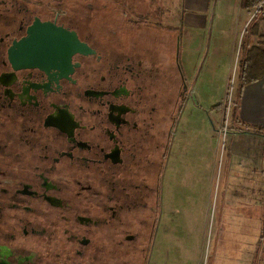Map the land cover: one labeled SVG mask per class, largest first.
I'll use <instances>...</instances> for the list:
<instances>
[{"label": "flooded vegetation", "instance_id": "obj_1", "mask_svg": "<svg viewBox=\"0 0 264 264\" xmlns=\"http://www.w3.org/2000/svg\"><path fill=\"white\" fill-rule=\"evenodd\" d=\"M81 1L0 0V264H150L165 224L166 171L195 98L183 27L172 42L149 10L117 21ZM36 20L89 50L69 53L63 35L26 63L11 48Z\"/></svg>", "mask_w": 264, "mask_h": 264}, {"label": "crops", "instance_id": "obj_2", "mask_svg": "<svg viewBox=\"0 0 264 264\" xmlns=\"http://www.w3.org/2000/svg\"><path fill=\"white\" fill-rule=\"evenodd\" d=\"M200 1L184 5L182 26L190 30L180 35L182 57L187 54L193 64L194 54L200 60L197 66L214 72L224 62L223 73L224 69L230 70L235 54L239 53L252 16L237 0L240 15L236 14L234 19V13L226 20L219 19V6L215 5L211 21L208 14L198 12L205 6L199 5ZM192 29L201 32L194 35ZM207 32L211 35L207 36ZM212 97L209 94L207 106L217 102L218 99ZM198 104L196 117L182 119L181 133L176 137L166 171V198H209L211 202L216 195L220 170L221 180L224 177L222 198H227L232 222L229 250L241 251L240 264H264V77L245 85L242 90L237 118L229 117L222 162L219 123L223 111L210 110L208 114L202 101ZM236 235L240 240L233 238ZM154 259L155 250L150 264Z\"/></svg>", "mask_w": 264, "mask_h": 264}, {"label": "rangeland", "instance_id": "obj_3", "mask_svg": "<svg viewBox=\"0 0 264 264\" xmlns=\"http://www.w3.org/2000/svg\"><path fill=\"white\" fill-rule=\"evenodd\" d=\"M73 1L75 2V9H77L78 5H82L81 0ZM91 2L93 3L94 0H91ZM103 2L106 4L101 5L103 6L102 11H104L105 17L113 18L117 21H125L127 18L135 19L134 14L136 12L145 13L149 10L148 22L154 27L161 26V29L165 28V31L163 32L162 30L160 34L165 37L169 36L174 42L176 40L174 32H180L183 27L184 5L186 3H196L197 0H99L96 4L100 5ZM198 3L199 5H205L198 12L208 14L211 21L214 19L215 5L219 6L221 17L216 11L219 19L226 20L234 13L235 19L236 14L240 15L241 13L237 0H201ZM235 6L238 8L234 10ZM78 8L80 9L79 12H81L82 7ZM144 21H147V19L145 18ZM115 24H119V22ZM189 30L188 28H183L180 33L181 37L186 35ZM154 31L153 34H156L157 32ZM198 32L201 31L197 29L191 30V34L194 35H197ZM210 35L211 33L207 32V36ZM255 41L256 44L260 42L261 46H264L262 43L264 41V23L261 27V35ZM239 56L240 51L235 54L230 70L224 69L223 73L221 71L224 62L219 64L217 71L214 72L213 69L197 67L196 63L200 62L198 56L193 54V64L189 62L187 54L183 56L185 62L184 72L188 80L195 83V98L188 99L183 117L192 115L196 117L195 111L200 107L198 101H202L208 114L210 110L218 112L221 109L223 111L219 128L220 130L224 128L225 119L228 113L229 117L231 115L230 112L236 102L240 86L238 73ZM209 94L213 96L214 100L218 99V103L215 101L216 103L212 102L213 104L207 106ZM229 127L228 124V130ZM219 136V150L222 162L227 135L224 134L223 130V132L219 131ZM220 176L221 171L219 170L216 195L211 198V202L209 198H165L167 206V212L163 217L165 224H161L154 243L155 259L151 264H240L238 259L241 251L229 250L232 222L229 219L230 211L227 198H222L224 187L222 180L224 177L221 180ZM233 238L240 240L238 235L233 236ZM156 253L158 256H156Z\"/></svg>", "mask_w": 264, "mask_h": 264}, {"label": "trees", "instance_id": "obj_4", "mask_svg": "<svg viewBox=\"0 0 264 264\" xmlns=\"http://www.w3.org/2000/svg\"><path fill=\"white\" fill-rule=\"evenodd\" d=\"M242 9L252 16L241 41L239 56V90L236 102L230 112L237 118V106L245 85L258 81L264 77V46L254 43L261 35V27L264 23V0H240ZM264 45V41L262 42Z\"/></svg>", "mask_w": 264, "mask_h": 264}, {"label": "water", "instance_id": "obj_5", "mask_svg": "<svg viewBox=\"0 0 264 264\" xmlns=\"http://www.w3.org/2000/svg\"><path fill=\"white\" fill-rule=\"evenodd\" d=\"M252 19V18H251ZM45 26L40 24L39 20L33 27L29 28L28 36L20 41L14 42L12 50L22 51L26 54V63L35 65L39 60L43 59V53L49 51H57L61 36H67L69 40V53L75 51H87L88 46L82 43L75 32L62 33L61 28L49 27L47 33H44ZM42 31V32H41Z\"/></svg>", "mask_w": 264, "mask_h": 264}, {"label": "built area", "instance_id": "obj_6", "mask_svg": "<svg viewBox=\"0 0 264 264\" xmlns=\"http://www.w3.org/2000/svg\"><path fill=\"white\" fill-rule=\"evenodd\" d=\"M228 124H229V113H228V116H227L226 119H225V125H224V128L220 130V132H223V130H224V134H225V135H228V133H229V130H228Z\"/></svg>", "mask_w": 264, "mask_h": 264}]
</instances>
